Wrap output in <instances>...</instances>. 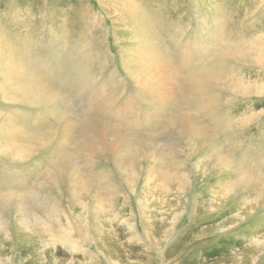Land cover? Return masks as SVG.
<instances>
[{"label":"rangeland","instance_id":"rangeland-1","mask_svg":"<svg viewBox=\"0 0 264 264\" xmlns=\"http://www.w3.org/2000/svg\"><path fill=\"white\" fill-rule=\"evenodd\" d=\"M179 1L181 8L174 12L171 0H155L171 11L160 26V39L183 77L188 70L179 65L180 42L189 38L195 44L192 57L199 54L196 44L208 45L213 63L234 30L218 28V20L229 19L228 4L222 13L216 0ZM139 3L144 0H0V52L2 42L9 52L21 32L31 29L34 55L49 64L51 91L61 97L58 109L49 105L46 117L44 107L20 97L12 101L0 88V196L34 189L46 206L25 204L29 224L15 237L12 203L0 204V264H264V202L259 197L264 186V93L256 94L264 89L223 96L225 110L217 113L239 119L252 115L236 131L248 137L247 151H242L247 159L235 153L227 136L193 154L189 133L161 127L171 109L157 114L151 100L142 102L122 64L121 51L141 41L125 33L121 8L136 9ZM241 28L248 30L246 42L264 35V4L243 16ZM230 62L235 63L231 76L264 88V64ZM73 69L90 73L87 87L67 80L66 72L77 75ZM177 109L188 114L184 105ZM198 114L201 125L214 132L213 122ZM47 131L53 138L32 154L28 138ZM147 134L155 136L153 144L129 154V136ZM243 173L248 174L246 184ZM40 218L45 224H38ZM59 222V231L72 236L67 246L39 233L50 226L55 232Z\"/></svg>","mask_w":264,"mask_h":264},{"label":"bare ground","instance_id":"bare-ground-1","mask_svg":"<svg viewBox=\"0 0 264 264\" xmlns=\"http://www.w3.org/2000/svg\"><path fill=\"white\" fill-rule=\"evenodd\" d=\"M179 3V0H171L170 4L173 5L172 9L175 8V10H173L174 12L181 8ZM226 4H228L232 10L225 15L229 19H227V23L223 18L221 19L222 21L218 20L217 22L218 28L229 26V28L231 27L234 30L232 36L230 35V38L227 39V46L222 47L224 51H220V53L217 54L215 61L210 63V55L207 54L208 45L196 44L199 54L192 57L193 53H191V47L193 48L195 44H193L189 38H187L188 40H185V42L181 40L182 42H180V47L177 50L180 53L179 65H182L183 69L187 67L186 70H188L185 73L186 76L183 77L178 76L175 72L174 68L178 67V64H174L168 58V53L165 51L164 40L160 39V26L163 19H165L171 11L167 12V10L162 7V3L160 2L156 4L155 0H144V4L139 3L136 9L133 5H127L126 7L121 8L120 20L125 28V33H131L133 34L132 36L138 37L141 41V44L138 46L129 47L121 51L122 64L127 69L130 79L135 81V89L142 93V102L146 103L151 100L154 105H156L155 107H157V114L167 113L171 109L170 111L173 113L171 116L169 115L170 117L164 122L163 126L161 125V127L167 126V128L169 127L171 130H175L179 135H182L181 133H189V139H192L193 141V147L190 145L193 154H196L198 150L197 148L199 147H202L201 149L204 151L209 150L213 143L216 144V141L219 142L220 136H227L226 142H228L230 147L233 148L235 153L247 151L244 146V143L248 140V137L245 136L246 133L244 132L240 134L236 131L240 128H244L243 126L251 121L252 115H243V119H239L223 118L220 115H217V113L225 110L226 104H224L225 101L223 99L230 95L231 92L237 93L236 95L240 93L245 95L252 92L251 88L259 90L264 89L263 86L259 84H245V78L242 79L243 76L238 74L231 76V70L232 68H235V63L230 62V60L235 58L244 62H250V64H264V35L262 34L258 36V38L250 39L246 42L243 40L245 39L244 36L248 33V30L241 28L243 16L253 8L261 7V5L264 4V0H227V2L222 5H219L218 0L215 1L216 7L222 13H226L224 12ZM115 5L118 6V2H116ZM218 16L219 13L214 15L215 18ZM177 22V24L181 25V21ZM177 24L175 28L176 31L180 33L181 26ZM204 26L206 25L204 24ZM198 29L202 28L200 27ZM23 31L24 32H21L17 39L13 41V44L11 45L12 48L9 52L6 51L7 42H2V52H0L2 53L0 55V78H2V81H0V88H2L6 96L12 101L13 99L16 100L17 97H20L21 101L44 107L45 109L42 113L46 116L49 105H53V107H55L53 108L54 110L58 109V103L60 102L59 99H61V97L58 93L53 94V91H51L53 89L49 77L50 75H53V73L50 71L51 68L48 67L49 64L39 62L38 58L34 55L31 29H25ZM118 37L119 36H117V38ZM180 39L181 37H179V40ZM140 49H143L144 52L141 51L140 53L139 51L138 53V50ZM201 50L202 52H200ZM204 52H206V54ZM228 57L231 58L229 59ZM145 61L147 62L144 63ZM149 62L153 64V67L148 65ZM74 71H76V69H73V72ZM76 72V76H73L72 72H66L65 77L67 80L74 82L71 85H79L84 88L87 87V84H89L88 82H90V73L88 74V72L83 69L82 72ZM110 76L112 78L117 77L113 73H110ZM221 87H227L228 89L231 88L233 90H228V92H226L224 89H221ZM261 93H264V91H261L260 93L257 92L256 94ZM180 94H183V99L179 96ZM179 104L180 107L184 105L188 114L186 113L185 115H182L178 113L180 109H177ZM175 105H177V108H175ZM193 110L196 114L190 112ZM197 114L205 120L209 119L212 121L215 126V131L210 132L205 125L202 126L201 123L203 122L199 121ZM45 122L44 124H46ZM84 129L85 128H82V132ZM107 132H109V130ZM233 132L237 134L231 138ZM146 137L129 136L125 143L129 154L131 153L134 156L136 152H141L143 150L142 146L145 143L152 145L155 136L147 134ZM51 138H53L52 134L48 131L46 133H40L37 137L31 136V138H28L31 142L28 150H32V154H34L41 145L43 146L44 144L49 143ZM136 143L138 144L137 146H135ZM84 145L82 148H84ZM249 150L248 152L250 154ZM242 157H244L243 159H247L248 154L245 153ZM224 158L227 160L229 159V156L224 155ZM262 161H264V159H262ZM198 163L199 161L197 162V168L200 169ZM243 174L245 176L243 178L244 180L241 182L246 184V177L248 174ZM245 179L246 182H244ZM236 185L239 186L238 183ZM44 187L46 189L48 185L47 187L46 185ZM35 193L36 191L34 189H30L0 196V204H2V206L10 204L9 202L12 203L9 208L12 209V216L16 215L15 220L17 225L14 227L15 237L22 233L24 225L27 226V224H29L25 215V204H28L29 207L32 208H46L45 205L39 202ZM260 194V201L264 202V186L261 187ZM24 215L25 217H23ZM44 222V218L38 220V224L40 225L45 224ZM60 229L63 231L61 223L58 225V229H55V232L53 231L52 226H50L39 230V233L41 236H54L66 246L67 244H71L72 236L62 234V232L59 231ZM33 235L34 233L32 231V236ZM29 243L32 245L30 241Z\"/></svg>","mask_w":264,"mask_h":264}]
</instances>
